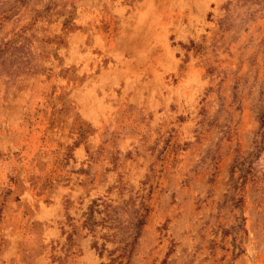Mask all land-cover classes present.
I'll return each instance as SVG.
<instances>
[{
    "label": "rangeland",
    "instance_id": "1",
    "mask_svg": "<svg viewBox=\"0 0 264 264\" xmlns=\"http://www.w3.org/2000/svg\"><path fill=\"white\" fill-rule=\"evenodd\" d=\"M0 264H264V0H0Z\"/></svg>",
    "mask_w": 264,
    "mask_h": 264
},
{
    "label": "trees",
    "instance_id": "2",
    "mask_svg": "<svg viewBox=\"0 0 264 264\" xmlns=\"http://www.w3.org/2000/svg\"><path fill=\"white\" fill-rule=\"evenodd\" d=\"M93 223V216L92 213H89L86 220H85V224L87 225H92ZM141 223V220L138 221V225Z\"/></svg>",
    "mask_w": 264,
    "mask_h": 264
}]
</instances>
